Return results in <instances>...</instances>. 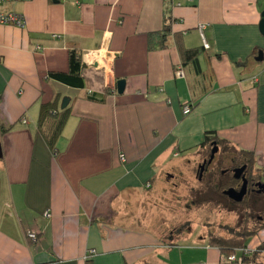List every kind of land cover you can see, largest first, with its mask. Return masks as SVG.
<instances>
[{
    "label": "crops",
    "instance_id": "1",
    "mask_svg": "<svg viewBox=\"0 0 264 264\" xmlns=\"http://www.w3.org/2000/svg\"><path fill=\"white\" fill-rule=\"evenodd\" d=\"M263 10L264 0L2 5L24 27L0 24V264H84L88 250L90 264H229L206 238L165 242L142 202L193 180L208 132L251 153L264 183ZM168 24L165 47L149 49L148 36ZM193 49L200 54L185 61ZM72 50L82 89L48 77L68 72ZM63 100L70 114L52 150L39 113ZM263 242L261 230L247 250Z\"/></svg>",
    "mask_w": 264,
    "mask_h": 264
},
{
    "label": "trees",
    "instance_id": "2",
    "mask_svg": "<svg viewBox=\"0 0 264 264\" xmlns=\"http://www.w3.org/2000/svg\"><path fill=\"white\" fill-rule=\"evenodd\" d=\"M169 35L170 24H168V26L165 27L161 32L152 33L148 36V48H164ZM199 54L200 49H193L184 50V53L182 55L185 61L194 59V62ZM48 77L58 83H61L73 89L84 88V80L81 76L80 55L73 50L69 51L68 72L50 73ZM69 114V108L58 110V106L55 101L41 106L38 118V130L44 137L50 149H54L55 143L61 135V132L69 117ZM211 135H213L211 132L206 133L201 145L206 147L205 153L207 154V157L210 155L212 143H215L220 148L227 146L224 141L218 140L217 138L212 137ZM219 161H222L221 158H218L217 163H219ZM232 161H234L236 165L244 164L247 167V170L250 172H254L256 178L260 180L257 171L253 170L254 159L251 153L234 151V157H232ZM214 173L216 172L213 171V173L208 176V179L205 182V191L214 193L220 196L222 199L226 200V198L223 196V190L228 186V182L221 175H219V180H217L216 182ZM204 181L205 176L201 179L200 183L203 184ZM198 203L204 204L207 203V200L201 199L198 201ZM229 205L232 208L230 209V211H235V209L242 207L244 211V218H247V220L253 219L255 218L254 213L256 211L264 214V190L261 191L260 194L246 197L242 203L237 204L230 202ZM256 207H258V209H256ZM258 217H260V215L257 216V218ZM257 220V226H255V228H253L252 230H248L245 225L237 232H231L228 238H225L223 236H213L212 234H210L207 236V243L210 246L219 249L224 258H227L231 255H236L238 258L241 259V263L264 264V242L261 243L256 249L248 251V253L244 254V252L247 251V240L254 237L259 231L264 230V218H262V220H259L258 218Z\"/></svg>",
    "mask_w": 264,
    "mask_h": 264
},
{
    "label": "rangeland",
    "instance_id": "3",
    "mask_svg": "<svg viewBox=\"0 0 264 264\" xmlns=\"http://www.w3.org/2000/svg\"><path fill=\"white\" fill-rule=\"evenodd\" d=\"M221 149V155L215 156L216 160L223 159L215 164L216 182L219 180V169L229 167V160L234 157L232 148L224 146ZM223 154L229 156H223ZM206 155L205 153V157ZM192 177L193 180L188 182L180 180L181 186L170 189L165 196L147 192L146 201L142 202L144 210L143 215L141 214L142 218L148 221L149 228L158 232L165 242L180 240L184 237L197 241L199 238L207 239L210 234L228 238L231 232H237L245 225L248 230H252L257 226V219L264 218V214L256 211L254 217L257 218L259 215L260 217L247 220L244 218L242 207L230 211L232 208L225 199L205 191V182L208 177H205L203 184L198 181L196 173L195 175L193 173ZM201 199H206L207 203L199 204L198 201ZM248 242L249 239L247 245Z\"/></svg>",
    "mask_w": 264,
    "mask_h": 264
},
{
    "label": "flooded vegetation",
    "instance_id": "4",
    "mask_svg": "<svg viewBox=\"0 0 264 264\" xmlns=\"http://www.w3.org/2000/svg\"><path fill=\"white\" fill-rule=\"evenodd\" d=\"M212 149V147H211ZM211 149H210V152H211ZM222 150L220 147H218V152L216 154H220L221 155V151ZM219 155V156H220ZM229 156L228 154H223V156ZM210 156V155H209ZM209 156L206 157L205 159H203L197 166V170H196V175H197V179L198 181L200 182L201 179L205 176V177H208L209 175H211L213 173V171L215 172V167H216V163L218 162V159L216 160V157H214L213 161L211 162V164H206L204 169H203V172L202 174L200 175L199 173V166L204 162V161H207L209 159ZM216 156V155H215ZM223 160V159H222ZM213 165H215L213 167ZM229 167L225 168V169H219L218 173L219 175H221L222 177H224L227 182H228V186L223 190H227V189H234L236 191H239L240 190V187H241V184H242V177L240 179H235L233 177V171L237 168H240L242 166H244V164L242 165H236L234 161H232V158L229 160ZM217 169V168H216ZM242 176L246 179L247 181V186H246V194L244 195L243 197V200L240 202L242 203L244 201V199L246 197H249V196H252V195H256V194H260L261 191L264 190L260 188H258L257 184L258 183H262L261 180L257 179L256 176H255V173L254 172H250L247 170V167H246V170L244 171V173L242 174ZM264 184V183H263ZM224 196V195H223ZM226 198V201L230 204V202L232 203H235L233 202L232 200H230L229 198H227L226 196H224ZM239 204V203H237Z\"/></svg>",
    "mask_w": 264,
    "mask_h": 264
},
{
    "label": "water",
    "instance_id": "5",
    "mask_svg": "<svg viewBox=\"0 0 264 264\" xmlns=\"http://www.w3.org/2000/svg\"><path fill=\"white\" fill-rule=\"evenodd\" d=\"M258 29H259L260 35L264 37V10L261 12V15H260V22H259V25H258ZM259 55H260V59H262L261 54H259ZM124 84H125V82L123 80H119L117 82V84H116L117 94L120 95V94L123 93ZM66 105H67V100H63L62 104L60 106V109L61 110L65 109ZM211 146H212V149H211V152H210L209 159L207 161H204L198 168L200 175L202 174L205 165L206 164H208V165L211 164V162L213 161L216 153L218 152V146L215 143H212ZM245 170H246V166L244 165V166H242L240 168H237V169H235L233 171V177L235 179H240L242 177V184H241V187H240L239 191H236V190H234L232 188L223 191V195L226 196L227 198H229L230 200H232L235 203H240L243 200L244 195L246 194L247 181L242 176V174L244 173ZM257 186H258V188H260V190L264 188V184H262V183H258Z\"/></svg>",
    "mask_w": 264,
    "mask_h": 264
},
{
    "label": "built area",
    "instance_id": "6",
    "mask_svg": "<svg viewBox=\"0 0 264 264\" xmlns=\"http://www.w3.org/2000/svg\"><path fill=\"white\" fill-rule=\"evenodd\" d=\"M14 1L15 0H0V8L2 5L9 4V3H12ZM0 24L14 26V27H18V28L24 27V21H23L21 16L16 15V14H12V13L4 14L1 11H0ZM204 30H205V27L203 25L198 26V32H199V35H200V38L202 41L203 48L208 49V45H207V43L203 37ZM176 75L178 77H182L183 74L181 71H178L176 73ZM254 81H255V79H254ZM192 108H193L192 104H190V103L184 104V106L182 107V115L186 116V115L190 114V112L192 111ZM121 160L123 161L122 157H121ZM28 238L31 240H35L36 236L34 234H28ZM248 251H250V250L245 251L244 254L248 253ZM94 254H95V252L93 250H88L85 253V255L82 257V262L84 264H90V260L93 259ZM223 261L226 263H229V264L230 263H238V264L241 263V259L238 258L236 255H231L227 258H224Z\"/></svg>",
    "mask_w": 264,
    "mask_h": 264
}]
</instances>
